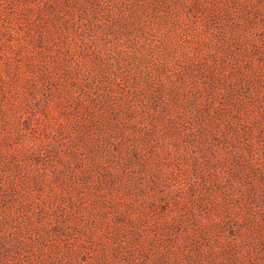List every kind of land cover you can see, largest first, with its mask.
<instances>
[{"label": "rangeland", "instance_id": "obj_1", "mask_svg": "<svg viewBox=\"0 0 264 264\" xmlns=\"http://www.w3.org/2000/svg\"><path fill=\"white\" fill-rule=\"evenodd\" d=\"M205 75L218 97L236 86L243 172L230 166L242 138L196 167L206 103H221ZM259 164L264 0H0V264H264Z\"/></svg>", "mask_w": 264, "mask_h": 264}, {"label": "trees", "instance_id": "obj_2", "mask_svg": "<svg viewBox=\"0 0 264 264\" xmlns=\"http://www.w3.org/2000/svg\"><path fill=\"white\" fill-rule=\"evenodd\" d=\"M205 77H206V80L203 79V81H204V85L207 84V89L209 90V94H210L209 95L210 101L220 100L221 103L219 105H217L216 108H214V110H212V108H211V102L206 103V105H208L206 107L208 110L207 111L205 110L206 116L204 117V119L200 120L201 121V123H200L201 130L199 132V135L196 136L197 138L199 136L201 138H205L204 143H202L201 141H198V145H197V148H199L201 150L199 154L202 153L203 157L201 159L203 161L201 164L200 161H198V159L196 158V160H195L196 161L195 162L196 167L201 170V169H203L202 167L204 165L207 167L208 166L214 167L215 166L214 164H217V161L224 163L225 160H224L223 155H220L219 159L216 158L215 161L213 160L216 157L217 151L220 152V154H226V155L228 154L227 147L220 145L222 143V141L226 138H229V139L232 138L235 141L236 140L240 141L237 138H242L241 139L242 141L239 142L238 147L236 146L238 148L237 152H235L232 156V157H234L233 164H230L232 162V160L230 163H229V161L227 163H229L230 166H232V168L239 169L240 172H243L244 168H245V166H243V165H245L247 163H248L247 165H249L250 162L249 161L248 162H246V161L242 162L241 159L239 158V156H240V154H242V149H244L247 146L248 147L251 146L252 133H251V129L249 127L245 126V122H249V121L243 117L237 116V114L238 115L241 114V109H240V111L238 110L235 112L231 111V109H230L231 106L236 107V105L233 102L234 94L232 92L233 90L235 91L234 88L236 86L231 85L228 82V88H226V90H224L222 92L221 97H218L216 92H214L217 90L216 88L218 86L217 85L218 80H216L217 78H215L213 75H209V76L205 75ZM236 80L238 81V83L240 82L239 78H236ZM260 82H261V80H260V78H258V83H260ZM235 92L237 93V91H235ZM239 99L240 98H238V100ZM228 105H230V106L228 107ZM248 115L249 114H247V113L245 114L246 118H249ZM93 118H94V121H99L98 122L99 123L98 124L99 125L98 130L103 133V129L106 128L108 130L109 141H114L112 139L115 138L114 133L117 131V128H115L116 124H113L112 120H109L108 118H106L103 115L100 118H99V116H95ZM87 122H84V125L81 124L83 130H86V132L84 133L85 134L84 136H87L86 133L89 132L88 128H90V127L86 126ZM240 122H243V123H240ZM99 131H97V132H99ZM244 132L246 134H244ZM92 133L93 132H90L89 135ZM83 137L78 138V143L83 142ZM94 137H95L94 141L98 142L99 139L97 138V134H95ZM220 138H222L221 141H219ZM96 147L97 146L93 143V144H90L88 147H86V145L84 144L83 148H85L89 152L88 157H89L90 161L88 164L91 165V169H93L94 172L98 171L97 174H99L100 179L104 180L106 182V184H108V187H109V185L111 183L113 184V180H112L113 179V175H112L113 172L111 170L112 168L108 167V162L105 161V159H103V157L98 158V154L100 152L95 150ZM137 150L138 149L136 147H132V149H129L127 154H124V158L120 159V161L121 160L130 161V160L134 159L136 157L135 152ZM116 151L118 153V150H116ZM95 156H96V158L94 160ZM142 161L144 162L143 159H142ZM143 162L141 163L142 165L144 164ZM127 165L128 164H126V166ZM87 168H89V167H87ZM263 168H264V165L259 164L258 172L260 173V171L263 170ZM260 175H261V173H260ZM255 176H257V177H255ZM257 179H258V173L253 174L250 178V181L254 180V184L256 186H258V183H260V182ZM85 180H87V175H86ZM245 181H246V183L248 182L247 180H245ZM83 182H85V181H82V183ZM259 186L261 187V184H259ZM100 191L102 192L103 190H100ZM240 205L241 206L243 205L242 206L243 208H240L239 206H235V205H234V207H232V206L231 207L233 209H235V211L239 212V210H244V205H245V207L248 206V204L243 203V202L240 203ZM227 206H229V205H227ZM229 212L231 213L230 209H229ZM233 219H234L233 216H228L225 224H228V225L232 224L231 220H233ZM207 238H209V237H207ZM211 242L214 243L215 241L212 238L207 239V243L210 244ZM228 243L230 245V249L231 248L234 249V247L238 244V243L236 244L235 242H233V243L228 242Z\"/></svg>", "mask_w": 264, "mask_h": 264}]
</instances>
